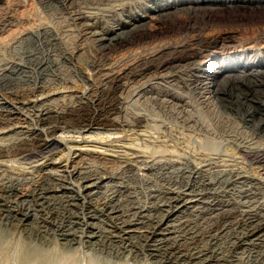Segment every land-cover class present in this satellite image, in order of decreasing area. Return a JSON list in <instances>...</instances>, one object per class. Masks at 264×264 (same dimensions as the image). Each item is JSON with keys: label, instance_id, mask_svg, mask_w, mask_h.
Segmentation results:
<instances>
[{"label": "bare ground", "instance_id": "obj_1", "mask_svg": "<svg viewBox=\"0 0 264 264\" xmlns=\"http://www.w3.org/2000/svg\"><path fill=\"white\" fill-rule=\"evenodd\" d=\"M78 8H79V23L81 24V28H80L81 30L79 32V46H78L79 48L77 50L79 52H77L76 50H73L70 53V56H71L70 59H72L74 56L76 57L77 53H79L78 57L82 56V54H84L86 50L88 51V48H89L88 44H90V42H93V44L98 48L97 49L98 53H96L95 56L93 55L94 60L93 59L90 60V66H91L92 72H84V70H86L84 69L82 72H80L79 75H81L82 80L85 83V82H90L93 79L94 74L98 72L100 73L99 77L102 79L104 86L109 85L110 83L114 85V89H113L114 91L111 90L112 94L111 95L107 94L108 97H111L109 98L111 99L110 100L111 103H109V105L107 106L108 108L106 109V111L104 110L105 112L102 114L95 113L94 115L89 116L86 119L84 118L86 122H88L86 124V127H89L88 129H85L84 131H88L91 128H94L95 125H103L106 122H108L110 123L108 126L113 127L112 129L115 130L114 132L115 134L110 133V135H107L102 138H95L94 135H88V134L85 135L86 133L77 134V135L65 134L68 128L75 127V126L79 127V118H80L79 114H77V117H79L77 118L78 119L77 122L71 121L72 117H75L74 115L75 112L79 111V108L83 109V107L86 108V107H90L93 105H98L99 103L97 101L84 100L85 98H88L86 94L88 91H83L81 92L80 95L77 96V99H78L77 106L68 107V106L63 105L62 108L60 107L58 109L51 108L50 106L47 105L46 101H50L51 99L49 98L58 93H54L52 90H50V92L52 91L53 94L51 95L44 94L46 96L42 94L43 97H41L40 94L42 92H45V90L48 87L46 84H44V82L41 84L40 83L41 80L38 78V74H42L43 71L45 72V70L49 69V65L42 67L41 72L40 73L37 72L38 73L37 75H34L33 71L31 75L30 74L26 75L24 73H27L29 71L25 69L24 63L22 64V63L14 62L17 64H13V65L11 64L12 66L11 67L9 66L11 68L10 73L16 75V77L12 78L13 77L12 75L5 74V75L0 76V81H4V79L6 78H8L9 81H13L15 80V78L22 79V77L25 76L26 78L23 77L22 80L24 84L28 86V88L26 87L27 89L26 91H24L23 94L18 93V91L16 90L13 91L11 89L12 91L10 92V94L14 96L13 100H7L6 97H4L3 95H0V128L3 130L0 132V134H3L5 132L7 134V132L9 131L10 132L15 131L14 135L17 136L16 141H14L12 144L10 143V145H8L7 143L8 141L6 142L7 144L6 143L3 144L4 141L1 142L2 140L7 138V135L6 137L5 136L0 137V140H1L0 141V215L7 218V220L12 221V222H9V223H13L12 226H17V227L22 226L24 227L26 231H28V233H33L34 231H39V230L37 226H35V224L33 225L32 223H30V220L34 216V214H31L28 208L29 207L32 208L31 206L41 207L42 214L39 217L36 216L38 217V224H40L38 226H41L42 224L43 226H46L48 224L56 226L57 225L55 223L56 217H53L56 212H53V211L51 212L49 210L48 212H45V209L46 208L49 209L52 207V205H55L53 203H56V204L59 203L68 212V215L66 214L63 215V221L61 220L62 221L61 223L58 222L59 224L56 227L58 229L59 235L62 236V239L66 240L67 241L66 243H69V245L70 244L72 245L73 243H76V242L82 243V241L88 242V244L90 243L93 245L97 243L99 244L100 241H102L103 243L104 241H106L110 243L123 242L127 244V242L131 243V240L134 237L135 238L138 237V240L139 238L145 237L144 240L148 242V244L150 242H153L152 245L155 246L154 249L151 248L152 251H150V253L147 250L148 255L155 257V258L158 257L164 263L196 264V262H204V264H214L221 259V257H219L217 253L215 254L213 253L212 256H209V257H206V254L202 253L201 250H195L194 252L189 251L188 254L182 253L184 250V249L182 250V246L179 247L175 245L173 241L172 243L170 242V240L171 239L173 240V238L175 239V241H179L178 237H181V234H178V233L180 232V230L184 231V233L187 235H191L190 238L192 239L197 238L195 231H192L193 227L190 226L192 224L190 220L187 221L186 219L184 221L183 218L194 214L196 211H200V209H198L200 207H197V205L200 202L202 203L207 202L208 209L211 213L215 211H219V210L221 211L220 213L219 212L218 213L223 215V218H224L223 221L225 222L226 225L227 224L229 225L232 224V226L237 225V227L240 228L239 236L237 237L236 242H234V244H236L235 245L236 249H241V248L245 249L252 245L254 247H259V245L264 244V212L261 211L263 210V208H260L261 205L258 206L257 208H254V207L250 208L249 204L248 205L245 204L247 208L241 209V203L240 205H236V202H233L232 198L230 197L228 199H225L224 201L211 200V202L210 201L208 202V201L200 200V198H202L203 196L206 197V195H208L206 191L207 189L203 190L201 189V187L206 188L210 185H213L212 181L206 182L204 179L203 180L201 179V178H204L206 174L209 173V168H206V165L201 166V167H195V168L192 167L191 169L187 170L184 168L181 169L182 167L181 165H180L181 167H177V164L175 163L169 162L171 164H168L165 162V160H162L165 163L164 164L161 163L158 167H156L155 163H151L154 161V159L149 160L146 158L147 156L145 155L137 156L135 154L136 156H134V154L126 152L127 150H124V149L122 151L119 150L120 148L118 150L114 149L112 153L110 152L106 153L104 149L102 151L96 148L86 147V146L91 145L89 144L90 142L97 143V142H100L101 140L102 143H104L105 141H103V139L104 140L113 139L112 142L116 140L119 141L118 139L122 138L123 136L122 133L129 131V130L139 131L144 126L147 118L149 117H146L147 115L146 116L141 115L142 113L138 115L135 119L133 118L134 121H131L132 118L129 120L127 119V117H124V116H123L124 119L121 118V114L124 111L128 110V109L126 110V108H124L125 110H123L125 101L127 100L125 101L123 100L122 94L123 92L126 91L127 88H129L128 87L129 84H131V86L133 84V87L136 85L139 86L135 89V90H138L137 94L142 93V95H146L149 93L164 92L166 94L171 95L173 98L174 97L178 98L180 97L181 93L179 94L177 89L176 91H173L174 89L172 90L170 88H167V85H165L164 89L162 86H164L165 82L166 83L169 82L168 85H171L174 80L176 83L177 81H182V82L184 81L185 86L188 87L190 91L197 94L201 98L204 97L206 99L208 98L209 93H214V94L222 93V94L227 95L228 92L230 91L228 90L229 88H233L234 86L238 85L240 89L242 87V92L240 90V93L239 94L237 93L238 95L236 96L230 95V97L228 96L227 98L228 103H230L231 105H235L237 108V111L240 114L242 112L243 120H246L249 123H253L255 126H259L260 128H264V46L262 47L261 46L258 47L257 45L246 46V44L249 43L248 40H246V38L244 37L237 38L235 35L236 33L235 31H227V29L230 28L231 26V24L229 23L230 21L229 17L231 16H233L234 18L242 17L240 20L239 19L236 20L235 25H240L244 27L246 24H249L248 22H246L248 21L246 18L247 14L254 15L257 12L264 10V0H79ZM257 24H254V25H257ZM261 37L264 38L263 33L262 35H260V38ZM164 38L165 39L167 38V41H165ZM155 39L156 40L159 39V43L156 44V42L154 43L153 41L152 43L155 44L153 47H151L150 44H148L150 46L149 48H145V47H144L145 49L140 48L142 50L140 49H139L140 51L137 50L139 52H136L135 50L136 53L134 52L133 54L130 53L131 55L129 54L128 58H124V61H126L124 62L125 67L122 66L124 67V69H122L121 71H112L111 70L112 66L106 67L107 65H109L110 60H111V57L109 55L110 51H112L116 47L123 48V46H126V44H130L134 46L142 42L144 44V41L145 42L147 41V43H149L150 40H155ZM161 39H164V41L163 40L160 41ZM2 41H5V40H2ZM89 52H90V49H89ZM86 54H88V52ZM84 56L86 55L84 54ZM202 58L204 59L201 60ZM111 64L113 65V63ZM118 68H120V66ZM171 68L175 70L177 69V73H182V75L176 74V78H173L175 77V74L172 72L174 75L171 74L172 79L170 78L171 79L170 80L169 78H167L168 75L166 77V75L163 74L162 72L165 70L171 69ZM153 73H156L155 76L157 74H160L158 75V77L157 76L154 77V79H161V80H157V81L150 80L151 78H153L154 75L151 78L149 77V75ZM183 74L186 75V78L183 77ZM146 77H149L150 79L147 78V80H144ZM142 80L144 81L142 83H139ZM246 87H248V89H246ZM58 89L60 90V88ZM131 90H134V89L131 88ZM54 91H57V89ZM60 91H62V89ZM75 93L73 95H75ZM132 93H134V91ZM24 94H26V97L28 96L29 98L27 97V99L25 100L24 99L25 96L24 97L22 96ZM148 96L150 97V95ZM158 96H160V94ZM128 97L130 98V96ZM210 97L211 96H209V98ZM55 98L54 100H58ZM53 101L51 100V102ZM45 105H47L48 107L47 106L43 107ZM41 106L42 108L38 109V107H41ZM136 108L137 107L135 106V109ZM154 111L155 110H153V112ZM20 116H24L25 117L24 121L28 122L29 126L32 124L33 127L29 128L26 126L25 130L22 129L19 131L17 127V124H18L17 122ZM86 122H84V124ZM148 123L149 125L151 124V122H148ZM10 126L11 128L9 129V131H7L5 128L6 127L9 128ZM23 127L24 126H21V128ZM150 127L152 126L150 125ZM4 129L6 131H4ZM109 129L111 130V128ZM9 138L11 139V141L13 140L11 137ZM147 148L149 147L147 146ZM239 148L241 151V145L239 146ZM105 150H108V149H105ZM164 150L163 151L161 150V151L164 152ZM251 150H243V151L245 155L252 157L253 161L255 160L257 162H260L261 166H263V169H264V149H259L256 151H251ZM84 153H90V154L94 153L96 154L97 159L99 158L100 160L112 162V165H113V162H118L122 160L124 163H126V165L123 166L125 169L121 170L122 174H118V176L114 174L113 175L100 174L94 170H83L81 167L78 166V164H79V158ZM101 155H104V156L101 157ZM131 155L134 157L130 158ZM12 158L13 159L18 158V160L19 159H22V160L36 159V160L32 161L35 164L32 163V166H30V169L29 171L26 172V174H24L25 173L24 172L25 170H24L22 171L23 173L21 172L22 174L17 172L19 176L18 174L17 176H14L16 175V172H14L15 169L13 170L14 168L13 165H12V168L10 167L11 166L10 162ZM136 159L139 163L141 162L143 163L142 165H145L144 167L140 169L138 168L139 171L141 170V172H137V169L135 168V165H134L135 163L134 164L131 163L132 160H136ZM6 161H9V164L7 162L8 165L5 164ZM160 161L161 160H159V162L156 161V163L157 162L160 163ZM16 165H17V162H16ZM4 167L6 168L3 169ZM175 170L177 172H180L182 175L189 173L188 177L190 176L192 178H195L196 180L194 181V183H188L184 188L181 187L182 189H175V188H172L173 186L172 187L168 186L166 191H164L166 193L165 195L166 200L164 201L165 203L161 204L158 207V209H162L166 211L163 219L156 222L155 215L149 212L148 210L149 208L147 207L143 208L144 205L142 206L138 205L136 207L133 206L132 211H130L129 213H126V211L121 210L122 209L121 207H120L121 209H118V206H119L118 204L122 201V198L124 196H126L127 198L129 197V195H131V194H129L128 196L126 195L128 194V191L131 189V187L127 183L128 181L142 180L144 182L146 181V179H148V173L152 174L154 172L160 174V177L162 178L168 177L169 179L170 177H172L171 175H173L172 173L175 172ZM9 171H11V173ZM174 175L177 176V174H174ZM225 175H227V180L226 179L225 180L227 181L226 184L228 188L226 192L232 193V194L231 193L228 194V196L230 195L232 196L233 194L236 193V190H237L239 197L247 198L248 202L250 203L251 200H253L251 198L255 199L257 195H261V194L263 195L264 190H260L261 180L259 179L261 178L256 179V178L248 177V175L247 176L241 175V172L236 169H231L227 171ZM33 177H37V180H34ZM116 178L122 179L121 181L119 180L120 182L118 181L119 185L115 187L116 189H114L113 192L107 195V197L103 201H100L98 204H94L92 200H94L95 196H97L98 189L101 188L102 186L104 187L107 183L111 181L113 182V180ZM26 183H31V187L27 189L28 190L27 192H23L24 189L22 186L25 185ZM241 184L242 186L247 187L246 190H241ZM237 187H239L240 189L238 190ZM253 189H259V190H253ZM232 190H235V191L232 192ZM159 191L161 192V190ZM198 195H202V196L198 198ZM28 202H31L30 206L24 207V204ZM131 202H134V200ZM128 203H130V201ZM162 203H163V200H162ZM164 207L166 208L164 209ZM80 208L83 210V212L81 211L82 212L81 216H80L81 212H78V213L77 211L74 212V209L76 210ZM100 214L102 216H106L110 218L111 220L110 230L107 229L108 230L107 233H104L103 231H101L102 230L101 228H100L101 230L98 229V227L93 223V221H95L96 219H98L99 216H101ZM178 222L180 225L179 228H177V225L174 224ZM78 225H82V228H84L83 230H85L86 232L81 230L83 232L81 235L76 233V231L71 232V227L78 226ZM241 226L243 228L242 236H241ZM32 229L34 231H32ZM128 246H131V244H129ZM18 249L20 252L18 253L22 255V256L21 255L19 256L20 258L18 257V254H17ZM18 249H16L15 256L17 254L18 260L19 259L22 260L21 264L26 263L27 260L31 258L33 259L35 258V260L37 259L36 252L32 250L30 251L26 248L24 250L23 246L21 247L20 245ZM73 250L75 251V249ZM63 252H64V249H63ZM88 253H87V256H88ZM1 255L0 257L2 256L4 257V255L2 256ZM8 257H10V255H8ZM55 259L57 260V258ZM55 259L53 261H56ZM181 260H184V262H182ZM89 261L90 260H88V262ZM62 263L63 262H61V264ZM91 264H93V262ZM95 264H98V263L95 262Z\"/></svg>", "mask_w": 264, "mask_h": 264}, {"label": "rangeland", "instance_id": "obj_2", "mask_svg": "<svg viewBox=\"0 0 264 264\" xmlns=\"http://www.w3.org/2000/svg\"><path fill=\"white\" fill-rule=\"evenodd\" d=\"M78 7H79V0H0V61H1L0 62V74H1L0 76L5 75V74H10L13 76L12 78L16 77V75L10 73V70H11L10 67L13 64H17V63H22V64L24 63L25 64V69L29 71L27 73H24L26 75H29V74L31 75L33 72H34V75H37L38 73L41 72L42 67L49 65V69H47L48 71L45 70V72L43 71L42 74H38V78L41 80V81L39 80L40 83L42 84L44 82V84H46L48 87L45 90V92H42L40 94L41 97H43L44 94H46V95L50 94L51 95V94H53V92L58 93V94L53 95L49 98L53 101L54 98L56 97L55 99H58V100H54L53 102H51V100L46 101L48 106H50L51 108H54V109H58L59 107L62 108L63 105L68 106V107L69 106H77L78 105L77 96L80 95L81 92H83V91H88L86 93L88 98H85L84 100L97 101L99 103L98 105L86 107L87 109L85 107H83V109L79 108V111L75 112V114H74L75 117H72V120H71L72 122H77V120H78L77 118L80 117L79 118V127H77V126L70 127L67 129L65 134L77 135V134H82V133L85 134L86 133L85 135H87V134L88 135H94L95 138H102V137H105L107 135H110V133L115 134L114 133L115 130L112 129L113 127L108 126L110 123L104 122L105 124H103V125H95L94 128H91L88 131H84L85 129L89 128V127H86V124L88 122H86L85 119L89 116L94 115L95 113L102 114L106 111V109L108 108L107 106L109 105V103H111L110 102L111 99H109L111 97H108V95H111L112 91H114L113 90L114 85L112 83H110L111 85L109 84V85L104 86L102 79L99 77L100 73H98V72L95 73L96 75L94 74L93 79L90 82H85V83L82 80L81 75H79L80 72H82L84 69H86V70H84V72H92V69L90 66V60L91 59L94 60V56L96 55V53H98L97 52L98 48L93 44V42H90L91 45L88 44L89 45L88 51L87 50L85 51L86 53L88 52V54H86L84 52V54L86 56H84V54H82V56H80L81 57L80 58V57H78L79 53H77V55H76L77 58L74 56L72 59H70L71 58L70 53L73 50L77 51L79 48L78 47L79 46V32L81 30L80 29L81 24L79 23V8ZM73 11H74V13H73ZM241 18H238V17L234 18L233 16L229 17V19H230L229 23L231 24V26H230V28L227 29V31H235L236 32L235 35L237 38H243V37L246 38V40H248V42H249V43L246 42L247 43L246 46H254V45H257L258 47L264 46V42H263L264 38L263 37L260 38V35H262V33L264 35V10L263 11L261 10L254 15L253 14H247L246 18L248 21H246V22H248L249 24H246L244 27L240 26V25H235L236 20H238V19L240 20ZM239 23H241V22H239ZM254 24H257V25H254ZM234 25L236 28L234 27ZM43 29H44V31H43ZM4 31H6V32H4ZM26 35H28V36H26ZM164 39H161L160 41H162V40L164 41ZM2 40H5V41H2ZM153 41H154V43L156 42V44L159 43V39H157V40L155 39V40H150L149 43H147V41L146 42L144 41L145 45L142 42V43H140L138 45H134V46L130 45V44H126V46H123V48L122 47H118V48L116 47L115 49H113L114 51L113 50L110 51L109 55H110L112 61L110 60L109 65H107L106 67L112 66V68H111L112 71H121L125 67L124 62H126V61H124V58H128V55L130 53L133 54V52L134 53L139 52L140 50L145 49V48H149L150 46L153 47L155 45L152 43ZM165 41H167V38L165 39ZM148 44H150V46ZM146 45H147V47H146ZM140 48H142V49H140ZM89 49H90V52H89ZM119 49H121V50H119ZM135 50H136V52H135ZM137 50H139V51H137ZM77 52H79V51H77ZM113 52H114V54H113ZM122 52H124L126 55ZM121 57H122V59H121ZM203 59L204 58H202L201 60H203ZM79 60H80V62H79ZM14 62H17V63H14ZM40 62H41V64H40ZM116 62H118V63H116ZM121 62H122V64H121ZM111 63H113V65ZM119 66H120V68H118ZM122 66H124V67H122ZM6 68H8V69H6ZM169 70H170V72H169ZM172 72L175 74V77H173V78H176V74L182 75V73H177V69L175 70L173 68L165 70L162 73L165 74L166 77L168 75L167 78L172 79L171 76L174 75ZM155 74L156 73L150 74L151 76L149 75L150 78L154 75L153 78L150 79L149 77H146L144 80H147V78L152 80V81L161 80V79H154V77H156V76L158 77V75H160V74H157L155 76ZM23 77L26 78L25 76H23ZM23 77H22V79H23ZM183 77L186 78V75L183 74ZM22 79L15 78V80L9 81V79L6 78V79H4V81H0V95H3L4 97H6L7 100H13L14 96H12L10 94V92L12 90L13 91L16 90V91H18V93L23 94L24 91H26V89L28 88V86L24 84ZM144 80L140 81L139 83H142ZM174 82H175V80L173 81L172 84L170 83L171 85H168L169 82L168 83L165 82L164 86H162V87L164 89L165 85H167V88H170L172 90L174 89L173 91H176V89H177L179 94L181 93L180 97H178V98L177 97L173 98L171 95L166 94L164 92L149 93L146 95H142V93L137 94L138 90H135V89L139 86L136 85L133 87V84H132V86H131V84H129V86H128L129 88H127L126 91L123 92V94H122L123 100L124 101L127 100V101H125L123 110H125L124 108H126V110L127 109L128 110L124 111L121 114V118L124 119V117H127V119H129V120L132 118L131 121H134V119L138 115H140L141 113H142L141 115H145V116L147 115L146 117H149V118H147L146 123L141 128V130H139L140 132L138 130H129V131L124 132L125 134L122 133L123 136H122V138L118 139L119 141L116 140V141L112 142L113 139L112 140H108V139L104 140L103 139V141H105L104 143H102L101 140H100V142H97V143L90 142L89 144H91V145L86 146V147L96 148V149L102 150V151L104 149V151L106 153H109V152L112 153V151L114 149L118 150L120 148L119 150H121V151L124 149V150H127L126 152L134 154V156L145 155V156H147L146 158L149 160L154 159V161L151 163H155L156 167H158L161 163L164 164L165 162L168 164L175 163V164H177V167L182 166L181 169L184 168L187 170L191 169L192 167L195 168V167H201V166L206 165V168H209V173L206 174V176L204 178H201V179L202 180L204 179L206 182L212 181L213 185H210L206 188L201 187V189H203V190L207 189L206 191L208 193V195H206V197L203 196L202 198H200L202 195H198V198H200L201 201H208V202L209 201L211 202V200L224 201L225 199H228L230 197V198H232L233 202H236V205H240V203H241V209L247 208L246 205H248V204L250 205L249 206L250 208H253V207L257 208L258 206L261 205L260 208H263V210H261L260 208L259 209L264 212V192H263V195L262 194L257 195V197L255 199L251 198L253 200H251L250 203L248 202L247 198H242V197L240 198L237 190H236V193L233 194L232 196L231 195L228 196V194H230L231 192L230 193L226 192L228 190V188H227V184H226L227 183V181H226L227 175H225V173H227V171H229L231 169H236V170L240 171L241 175H246V176L248 175V177L256 178V179L261 178V179H259V180H261L260 190H264V169H263V166H261L260 162H257L255 160L253 161V158L245 155V153L243 151V150H251V149H252L251 151L264 149V128H260L259 126H255L253 123H249L248 121L243 120L242 112L240 114L237 111L236 106L231 105L230 103H228V100H227L228 96L229 97H230V95L236 96L240 93V90L242 92V87L240 89L239 86L236 85L233 88H229L228 90H230V91L228 92L227 95L222 94V93H216V94L209 93V95L207 94L208 98L206 99L204 97L201 98L197 94L190 91V89L185 86L184 81L183 82L177 81V83L176 82L174 83ZM64 84L67 86H65ZM68 84L70 85V87ZM181 84H182V86H181ZM183 85H184V87H183ZM111 86H113V87H111ZM130 87L134 90H131ZM180 87H181V89H180ZM58 88H60V90L62 89V91H60ZM56 89H57V91H54ZM246 89H248V87H246ZM50 90H52L53 92L52 91L50 92ZM19 91H21V92H19ZM131 91L132 92L134 91V93H132ZM109 92H110V94H109ZM126 92H127V94H126ZM74 93H75V95H73ZM91 93H92V95H91ZM159 94H160V96H158ZM46 95H44V96H46ZM148 95H150V97ZM22 96L23 97L25 96V98H24L25 100L28 97V96L26 97V94H24ZM71 96H72V98H71ZM128 96H130V98ZM187 96H188V98H187ZM209 96H211V97L209 98ZM60 97H62V98H60ZM135 97L136 98L138 97V98L136 99ZM104 99H106V100H104ZM69 102H71V103H69ZM132 104H134V105H132ZM137 104H138V106L140 105L139 106L140 108L137 106ZM47 105H45L43 107H46ZM135 106L137 107L136 109H135ZM180 106H181V108H180ZM94 107H96V108H94ZM39 108H42V106L38 107V109ZM133 110H134V112H133ZM153 110H155V111L153 112ZM81 111H82V113H81ZM77 114H79V117H77ZM132 115H134V116H132ZM157 116H159V117H157ZM20 117H19V120L17 122L18 124L16 123L19 131L22 129L25 130L26 126L29 128L33 127L32 124L29 126L28 125L29 123L24 121L25 120L24 116H20ZM128 117H130V118H128ZM84 122H86V123L84 124ZM148 122H151L150 125L152 127H150ZM31 123H33V122H31ZM152 123L155 124L156 126L153 125ZM176 124H178V125H176ZM146 125H148V126H146ZM21 126H24V127L21 128ZM84 127H86V128H84ZM10 128H11V126L9 128L6 127L5 129L7 131H9ZM109 128H111V130ZM5 129H4V131H6ZM1 131H3V130L0 128V132ZM14 132L15 131H11V132L9 131V132H7V134H6V132L3 134H0V137H2V136L6 137V135H7L6 139H4L2 141L0 140V141L1 142L4 141L3 144H5L7 141H8L7 142L8 145H10V143L12 144L14 141H16V137H17L16 135H14ZM138 132H139V134H138ZM140 133H142V134H140ZM12 136H14V137H12ZM9 137H11L13 140L11 141V139ZM157 137H159V138H157ZM147 139H149V140H147ZM161 144L163 145V147ZM238 144L241 145V151L239 148L240 145H238ZM95 145L98 147H96ZM129 145H130V147H129ZM147 146L149 148H147ZM145 147L148 149L149 153ZM159 147L161 148L162 151L165 149L164 152H162ZM170 147H171V149H170ZM61 148H62V146H61ZM105 149H108V150H105ZM166 149H168V150H166ZM151 152H153V153L155 152V153L153 154ZM160 152H162V153H160ZM171 152H172V154H171ZM102 156H104V155H101V157ZM134 156L131 155L130 158H132ZM150 157H152V158H150ZM80 158H79V164H78L79 167H81L83 170H94L100 174H107V175H109V174L113 175L114 174V175L118 176V174H122L121 170H124L125 168L123 166L126 165V163H124L122 160L118 161V162H113V165H112V162L100 160L99 158L97 159L96 154H94V153H92V154L84 153V154H82V156ZM91 158H92V160H91ZM12 159L10 162L11 166L10 165L9 166L12 168V165H13V167H14L13 170L15 169L14 172H16V175H14V176H17V174H18L17 172L21 173L24 170H25L24 174H26V172L29 171L30 166H32V163H34L32 161L36 160V159H32V160L19 159L18 160V158H15L12 161ZM138 160H140V159H138ZM155 160L158 162H159V160H161V161H160V163H158V162L156 163ZM162 160H165V162ZM7 162L9 164V161H6L5 164H7ZM16 162H17V165H16ZM169 162H171V163H169ZM131 163H133V164L135 163L134 165H135V168L137 169V172H141V170L139 171V169L145 166V165H142L143 163H141V162L139 163L137 161V159L132 160ZM14 165H16V166H14ZM83 166H84V168H83ZM5 168L6 167H4L3 169H5ZM9 172L11 173V171H9ZM155 173L156 172H154L152 174L148 173V179H146V181H144V182L142 180H140V181H133V180L128 181L127 183L129 184L131 189L128 191V194H126V193L125 194L127 196L129 194H131V195H129V197H127V198H126V196H124L122 198V201L118 204L119 205L118 209L122 208L121 210L126 211V213H129L130 211H132L133 206L136 207L138 205H141V206L144 205L143 208H145V207L149 208L148 209L149 212L155 215V219H156L155 221L157 222V221L163 219L164 214L166 213L165 210L158 209V207L161 204L165 203L164 201L166 200V197H165L166 193L164 191H166L168 186L169 187L173 186L172 188H175V189H182L188 183H194V181L196 180L195 178H192L190 176L188 177L189 173L182 175L180 172H177L176 170H175V172L172 173L173 174V175H171L172 177H170L172 179H170V178L168 179V177L162 178V177H160V174H158V173L155 174ZM222 173H223V175H222ZM174 174H177V176ZM35 175H37V174H35ZM18 176H19V174H18ZM174 177H176V178H174ZM33 178H34V180H37V177H33ZM119 180L121 181L122 179L116 178L113 180V182L111 181L112 183L111 182L107 183L105 185L106 187L102 186L103 188L102 187L99 188L97 196H95L94 200H92L93 203L98 204L100 201H103L107 197V195H109L111 192L114 191V189H116L115 187H117L119 185V182H120ZM147 180H148V182H147ZM174 180L175 181L177 180V181L175 182ZM22 187L24 189L23 192H27L28 191L27 189H29L31 187V183H26ZM246 188H247L246 186H242V184H241V190H246ZM237 189L239 190L240 188L237 187ZM159 190H161V192ZM253 190H259V189H253ZM233 191H235V190H232V192ZM161 193H162V195H161ZM159 198H161V199H159ZM222 198H223V200H222ZM133 200L135 203L131 202ZM162 200H163V203H162ZM129 201H130V203H128ZM244 201H245V203H244ZM152 202H154V203H152ZM30 203L31 202L25 203L24 207H29ZM53 204H55V205H52V207L49 209L45 207L46 208L45 212H48V210L51 212L52 211L56 212L53 217H56L55 223L58 225L59 224L58 222L61 223L63 221V215H65V214L68 215V212L59 203H57V204L53 203ZM31 207L32 208L29 207L28 209H29L31 214H34V216L32 217L33 219L31 218L30 223H32L33 225L35 224V226H37V228L39 230V231H34L32 229V231H34L33 233H28V231H26L24 229V227H22V226L21 227L12 226L13 223H9L12 221L7 220V218L0 215V234H1L0 235V247H1L0 255L2 253H3L2 255H4V257L2 255H1L2 257H0V259H1L0 264H4V263L5 264H17V263L21 264L22 260H20V259L18 260V257L21 255V254H19L20 253L19 249H18L19 245L21 247L23 246L24 250L26 248L30 251L32 250V251L36 252L37 259L39 258L38 261H37V259L35 260V258L34 259L31 258V259L27 260L26 263H22V264H36V263L37 264H43V263L44 264H51V263L52 264H59L60 263L61 264V262H63L62 264H76V263L77 264H82V263L83 264H91L92 262H93V264H95V262L98 264H103L104 262L106 263V261H107L106 264H108V263L109 264L110 263L111 264H154V263L155 264H169V263H164L158 257L155 258V257L148 255V252L150 253V251H152L151 248L154 249L155 246L152 245L153 242H150L151 244L149 243L150 244L149 245L148 242H146L144 240L145 237L139 238V240H138V237H136V238L134 237L132 239L134 241L131 240V243L127 242V244L123 243V242H121V243H118V242L110 243V242H106V241H104V243H105L104 244L102 241H100L99 244L97 243V244L93 245L90 243L88 244V242L82 241V243L76 242V243H73L72 245L71 244L69 245V243H66L67 241L62 239V236L59 235L58 229L56 227L57 225L54 226V225L48 224L46 226H43V224H42L41 226H38V225H40V224H38V217L42 214L41 207L40 206H37V207L31 206ZM154 207L155 208L157 207V208L155 209ZM197 207H200V208H198V209H200V211H196L194 214L183 218L184 221L186 219H187V221L190 220V222L192 223L190 226L193 227L192 231H195L197 238L192 239V238H190L191 235H187L184 233V231L180 230V232L178 233V234H181V237H178L179 241H175L174 238H173V240L172 239L170 240L171 243L173 241L175 245H177L179 247L182 246V250L184 249L182 253L188 254L189 251L194 252L195 250H201L202 253L206 254V257L212 256L213 253L214 254L217 253L218 256L221 257V259L214 264H264V244L261 243L263 246L259 245V247H254L252 245V246L245 248V249L244 248L236 249V247H235L236 244H234V242H236L237 237L239 236L240 228H238L237 225L236 226L235 225L232 226V224L226 225L225 222L223 221L224 220L223 215L219 214L221 211L219 210V211H215V212L211 213L208 209V203L207 202H205V203L200 202L197 205ZM165 208L166 207H164V209ZM80 209H76V210L74 209V212H76V211H77V213L81 212V211L83 212V210L82 209L80 210ZM82 212L80 213V216L82 215ZM36 216H38V217H36ZM57 216H59V217H57ZM99 217H98V219L93 221V223L98 227V229L101 228L102 229V230L100 229L101 231H103L104 233H107L108 230H110L111 220H110V218H108L106 216H102V215ZM158 218H160V219H158ZM174 224L177 225V228L180 227L179 222L174 223ZM83 229L84 228H82V225H78V226L71 227V232L76 231V233L81 235L83 233L82 231L86 232ZM242 233H243V228L241 226V236H242ZM55 234H56V236H55ZM182 236H183V238H182ZM10 238H12V239H10ZM14 238H15V240H14ZM8 242H9V244H8ZM52 244L55 246H53ZM129 244H131V246H128ZM38 246H39V248H38ZM31 248H33L34 250ZM149 248H150V250H149ZM16 249H18L17 250L18 257H17V254L15 256ZM47 249H48V251H47ZM63 249H64V252H63ZM73 249H75V251ZM57 250H58V252H57ZM66 250H67V252H66ZM79 250L80 251L82 250V251L80 252ZM147 250H148V252H147ZM59 251L60 252L62 251L61 254ZM72 252H74V253H72ZM87 253H88V256H87ZM12 254H14V255H12ZM39 254H41L42 256ZM8 255H10V257H8ZM74 255L77 257H75ZM53 256L55 258H57V260ZM60 256H61V258H60ZM90 257H91V259H90ZM73 258H74V260H73ZM54 259L56 261H53ZM77 260H78V262H77ZM88 260H90L89 261L90 263L88 262ZM133 260H135L136 262ZM57 261H59V262H57ZM181 261L184 262V260H181ZM196 264H204V262H196Z\"/></svg>", "mask_w": 264, "mask_h": 264}]
</instances>
